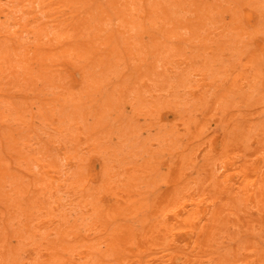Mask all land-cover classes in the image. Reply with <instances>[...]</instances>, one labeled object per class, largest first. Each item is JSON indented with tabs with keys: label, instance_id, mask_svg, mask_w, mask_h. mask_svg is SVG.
Returning <instances> with one entry per match:
<instances>
[{
	"label": "rangeland",
	"instance_id": "rangeland-1",
	"mask_svg": "<svg viewBox=\"0 0 264 264\" xmlns=\"http://www.w3.org/2000/svg\"><path fill=\"white\" fill-rule=\"evenodd\" d=\"M0 264H264V0H0Z\"/></svg>",
	"mask_w": 264,
	"mask_h": 264
},
{
	"label": "bare ground",
	"instance_id": "bare-ground-1",
	"mask_svg": "<svg viewBox=\"0 0 264 264\" xmlns=\"http://www.w3.org/2000/svg\"><path fill=\"white\" fill-rule=\"evenodd\" d=\"M244 14H245V13H244ZM240 68H241V67H240ZM72 70H73V69H72ZM239 70H240V69H239ZM73 80H74V79H73ZM74 81H75V80H74ZM245 88H246V87H245ZM25 98H26V97H25ZM260 162H261V161H260ZM89 169H90V168H89ZM87 170H88V169H87ZM92 171H93V170H92ZM92 171H91V172H92ZM27 174H28V173H27ZM100 175H101V174H100ZM28 176H29V174H28ZM93 177H94V176H93ZM99 178H100V176H99ZM95 180H96V179H95ZM32 186H33V185H32ZM32 189H33V188H32ZM70 192H71V191H70ZM70 194H71V193H70ZM104 198H105V197H104ZM103 203H105V202H103ZM103 203H102V204H103ZM109 204H110V203H109ZM104 206H105V205H104ZM177 259H178V258H177Z\"/></svg>",
	"mask_w": 264,
	"mask_h": 264
}]
</instances>
